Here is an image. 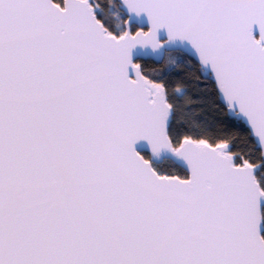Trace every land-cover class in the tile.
I'll return each mask as SVG.
<instances>
[{"label": "snow or ice", "instance_id": "1", "mask_svg": "<svg viewBox=\"0 0 264 264\" xmlns=\"http://www.w3.org/2000/svg\"><path fill=\"white\" fill-rule=\"evenodd\" d=\"M0 264H264V0H0Z\"/></svg>", "mask_w": 264, "mask_h": 264}, {"label": "trees", "instance_id": "2", "mask_svg": "<svg viewBox=\"0 0 264 264\" xmlns=\"http://www.w3.org/2000/svg\"><path fill=\"white\" fill-rule=\"evenodd\" d=\"M177 53L174 52H166L165 56L162 59L154 60L152 58H146L141 61L142 65L146 66L149 70H153L156 73H164L166 76V80L172 83L173 86L176 85L177 82L183 81L189 85V89L192 93L196 92V86L193 84L191 80L187 79L188 69L183 66L180 67H170L169 61L170 59L175 58ZM193 77L198 75L197 73H192ZM207 105L203 106V111L200 113L201 119L207 120L213 127L219 130V125L223 121H225V117L222 113L215 110L213 107L211 100L214 99L212 96V86L211 84H207ZM201 95H204L201 93ZM228 131H232L237 134V149L240 151L249 152L252 154V162H258V158L260 156V151L257 149L255 142L251 140L242 129L238 128H229Z\"/></svg>", "mask_w": 264, "mask_h": 264}, {"label": "water", "instance_id": "3", "mask_svg": "<svg viewBox=\"0 0 264 264\" xmlns=\"http://www.w3.org/2000/svg\"><path fill=\"white\" fill-rule=\"evenodd\" d=\"M165 54H166V52L163 53V57L165 56ZM146 58H152V59H154V60H157V59H155V58H153V57H151V56H150V57H146ZM146 58H145V59H146Z\"/></svg>", "mask_w": 264, "mask_h": 264}]
</instances>
